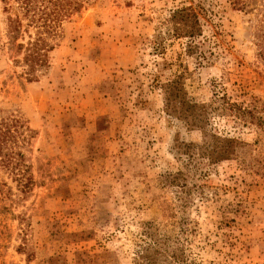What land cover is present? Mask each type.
<instances>
[{"label":"rangeland","instance_id":"obj_1","mask_svg":"<svg viewBox=\"0 0 264 264\" xmlns=\"http://www.w3.org/2000/svg\"><path fill=\"white\" fill-rule=\"evenodd\" d=\"M53 2L27 82L0 0V116L25 133L23 174L0 167V264H142L149 244L158 264H264V0ZM185 7L207 40L191 55L169 24ZM173 79L204 114L166 112ZM214 136L237 140L229 159L202 157Z\"/></svg>","mask_w":264,"mask_h":264},{"label":"trees","instance_id":"obj_2","mask_svg":"<svg viewBox=\"0 0 264 264\" xmlns=\"http://www.w3.org/2000/svg\"><path fill=\"white\" fill-rule=\"evenodd\" d=\"M1 2L5 4L4 9L7 13L16 11L13 16H8L7 25L8 50L12 62L22 66L24 78L27 82H32L38 72L47 70L50 66L49 53L54 48L52 41L58 35L67 10L63 4L60 5L59 0L58 4L53 0H1ZM24 21H26L25 24ZM169 24L175 36L186 38L187 54L191 55L205 47L207 40L203 38L200 20L192 7L174 10L170 14ZM30 29L34 32L30 33ZM23 35L26 36V42L18 43ZM260 37L259 51L264 57V26ZM164 96V106L168 114L177 115L185 121L194 119L200 111L204 114L202 106L186 99L181 82L178 83L176 79L164 86ZM24 134L23 125L19 119L0 116V167L15 175L23 174L21 170L24 166L23 153L19 151V147L24 144ZM237 144V140L233 138L214 136L212 147H202L204 150L202 157L207 158L209 162L227 160L234 153ZM182 147L188 152L191 145L184 144ZM174 178L176 177H172V181L175 180ZM162 253L164 252H160L158 244L153 246L149 244L140 256L142 264H158V258ZM165 259V264H181L176 252H170Z\"/></svg>","mask_w":264,"mask_h":264}]
</instances>
